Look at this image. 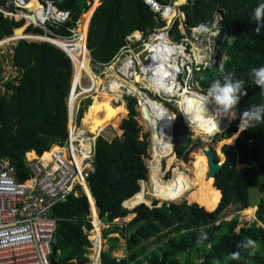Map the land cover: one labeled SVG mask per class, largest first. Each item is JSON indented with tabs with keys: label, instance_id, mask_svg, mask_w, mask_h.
Returning a JSON list of instances; mask_svg holds the SVG:
<instances>
[{
	"label": "trees",
	"instance_id": "obj_1",
	"mask_svg": "<svg viewBox=\"0 0 264 264\" xmlns=\"http://www.w3.org/2000/svg\"><path fill=\"white\" fill-rule=\"evenodd\" d=\"M54 1L59 8L71 12L73 21L68 26H73L93 0ZM158 1L165 4L169 0ZM260 2L187 0L179 6L188 32L191 27L212 29L215 13L221 14L218 29L222 40L215 51L216 61L210 66L194 68L193 75L204 91L227 73H231L234 80L243 81L242 91L246 94L240 98L237 118L226 128L225 137L238 131L239 112L252 105H264V91L254 83L252 73L254 68L264 67V25L257 31L258 25L252 15ZM28 7H33L32 1ZM21 24L22 21H14L0 13V39L11 36L13 29ZM164 26L165 21L156 17L142 0H99L90 18L86 44L95 61L109 63L131 32L135 31L136 37V31L140 32L146 40ZM59 31L69 34L64 27ZM42 32L32 26L27 30L33 34ZM204 34L202 30L198 31L199 37ZM171 36L177 41L183 37L177 20ZM8 58L16 75L5 79L0 62V87L3 88L0 91V158L7 157L15 166L18 178L23 180L28 176L25 154L28 159H36L37 154L41 155L52 144L61 143L67 135L66 97L71 90L73 63L58 46L26 39H20L12 46ZM125 101L128 115L120 123L122 135L109 140L107 135L100 133L105 138H96L93 171L87 178L98 217L110 225L102 234L109 247L101 251L100 264H264V201L255 212L263 226L253 221L237 229L238 214L229 220L219 219L231 204H239L238 210L247 206V189L255 184L257 177L255 171L250 173V168L245 166L249 164V154L264 172V120L241 130L234 145L222 146L225 160L212 186L216 192L215 201L214 191L203 196L207 167L201 149L194 148L190 152L189 165L181 161L186 160L192 141L191 132L179 116L172 128L171 142L179 160L173 163L171 182L181 177L194 181L199 195L190 202H195L193 204L164 202L150 208L147 205L151 201L145 197L129 203L142 190L139 181L147 179L144 159L148 155L149 133L140 135L136 99L128 96ZM84 110V107L80 109L79 122ZM55 149H58L57 145L41 157L50 155ZM236 163L244 166L238 167ZM261 190L264 191V185ZM167 201L175 200L172 197ZM204 208L214 210L205 216ZM130 212L135 216L128 224L140 219L146 221L127 237V225L120 228L114 220ZM51 216L56 219V229L49 264L89 262L91 245L87 236L92 226L86 195H68L52 207ZM112 233L118 235L109 236ZM120 237L125 239L126 253L115 257L112 251ZM249 240L252 241L250 245ZM151 245L154 247L149 249ZM233 253L238 254L236 258Z\"/></svg>",
	"mask_w": 264,
	"mask_h": 264
},
{
	"label": "built area",
	"instance_id": "obj_2",
	"mask_svg": "<svg viewBox=\"0 0 264 264\" xmlns=\"http://www.w3.org/2000/svg\"><path fill=\"white\" fill-rule=\"evenodd\" d=\"M30 1L0 0V13L4 17L13 19L14 21L25 22L29 27L32 26L41 29L43 31L42 34H38V38H34V41L51 42L44 39L42 35H48L67 42H74L78 39L82 40V35L79 30L81 24H79L80 19L75 22V25L68 26V23L73 21L72 14L69 10L59 8L54 0H35L36 5L34 7H28ZM142 1L156 17H160V19L165 21L163 28L152 32L146 40L143 39L140 32L136 31L138 37L134 36L135 31L131 32L126 36L125 44L109 63L95 61L91 53H89V66L90 70L94 73V77L97 78V72L101 70H105L106 75L111 76L108 79L116 74L119 83L118 89L122 92V96L124 99L128 96L134 97L137 106L141 102H145V98L148 96L155 100L164 98L159 93V90L149 88L145 84L147 67H154L159 64V61H152L153 55L159 52V48L152 49L150 41L153 40L158 43V36L164 35L168 39V44H166L167 48H180L184 51V54L192 57L191 59L179 53L176 55L164 53L167 56V61L162 65V70L167 72L168 76L174 71L173 79L176 80V86H186L193 89L191 88L192 81L190 74H193L194 68L198 69L199 66L206 64L205 60L207 59V55L205 54V49H203L205 54L204 64H201L202 62L199 63L194 57L193 49H191V46L195 42H190L187 35L189 33L191 35L194 32L201 41L205 36L208 37L207 33L210 31L209 27L199 29L198 31L202 30L205 33L203 37H199L198 31L196 30L198 28L191 27L188 32L184 22V13L179 7L181 4L177 5L174 0H169L165 4L158 0ZM176 20L178 21V29L183 34V37L179 41L171 36V29ZM220 20L221 14L219 12L215 13L212 27L218 30V33V23ZM62 27L69 34L60 32L59 29ZM83 40L84 47L86 48L87 33ZM52 44L56 45L55 43ZM167 48H165L166 52L169 50ZM62 50L66 53L64 49ZM68 57L70 58L69 55ZM174 62L179 64V67H176V71L174 67L167 66ZM148 74L153 78L154 73L151 70L148 71ZM136 76L145 80L138 81L136 80ZM157 83L163 86L164 80L162 79V81ZM131 85H134L135 89L131 88ZM102 86L104 84L99 85V87ZM86 96L90 95L83 94L78 97L73 109L71 123L70 125L67 124V135L61 143H55L50 146L49 151L54 145L58 146V150L51 152L49 160L40 159L42 154L48 150L44 151L41 155L36 153L38 156L36 159H28L25 154L24 165L28 170V176L26 178L23 180L19 179L18 172L9 159L7 157L0 158V264L50 263L51 245L56 229V219L51 216L52 207L57 202L65 200L70 194L74 196L85 194L84 188L85 186L88 187L87 178L93 171L96 138L102 136H94L89 132L87 127L80 125V109L82 107L85 110L87 109L86 104L82 106L81 102ZM115 101L117 100H113L112 103ZM178 115L186 122L180 111ZM171 138L170 135V141ZM87 143L88 145L86 146ZM156 147L159 149L158 144ZM148 151L150 155L155 151L152 132L150 133ZM146 184L147 179L139 181L140 189L144 185V194L150 197L151 203L147 206L152 208L156 206L154 205V200L158 198L151 195L149 192L150 189L147 190L146 188ZM89 222L93 227L91 214ZM87 238L89 239L90 237L87 236ZM89 241L91 245L89 251H93V248L97 246L99 240L90 238ZM101 245L98 252V264H100Z\"/></svg>",
	"mask_w": 264,
	"mask_h": 264
},
{
	"label": "bare ground",
	"instance_id": "obj_3",
	"mask_svg": "<svg viewBox=\"0 0 264 264\" xmlns=\"http://www.w3.org/2000/svg\"><path fill=\"white\" fill-rule=\"evenodd\" d=\"M31 1L33 2V7H34L36 5V2L35 0H31ZM30 2L28 6L30 5ZM97 2L98 0H94V2L90 3V8L84 14L83 20L79 26V30L82 35V38H81L82 40L78 39L77 41H74L73 46L67 45L68 42L65 40L42 36L44 39L51 41L52 43H55L57 46L64 49L66 53L70 56L72 63H73V69H74L73 73L75 72V76L74 74L72 75L73 77V80H71L72 86H71V90L67 98V111H68L67 116L69 117L68 118L69 125L71 123L73 109H74V106H75V103L78 97L81 94L86 93L90 95L89 97H91L92 103H90L89 108L87 109L85 113L84 122L89 124L88 130L94 136L100 135V133H106L107 131L108 133L111 134L112 131L118 127L119 121H121L127 114V109L124 107L123 104H118L115 106L112 105L113 100H119L120 97L122 96V92L118 89L119 83L117 81V75L114 74V76L110 79H108V77H111V76L106 75L104 79L97 80L94 78V75L91 72L90 68L87 67L88 62H89L87 61V58L88 57L90 58V55H89L88 48L84 47L85 44H84L83 39H84L85 34L87 33V25H88L90 15ZM183 2H184L183 0H178V1L175 0L176 4H181ZM214 33L210 37H213ZM30 36L31 35L23 34V35L16 36V37H9V38L5 37L3 39H0V48L4 47V45L8 41H11L17 37L20 39L21 38L29 39L28 37ZM158 37H159L158 43H156L153 40L150 41V46L152 49H155L156 47H158L159 52L161 53H168V54L171 53L172 55H176L177 53L182 52V55H186L184 54V51H182L180 48H174V47H169V46H168L169 48H167L166 44H168V39L164 37V35H159ZM210 44H211V41L209 42V45ZM165 48L169 50L166 52ZM203 49H206V48H198V47L194 48V57L197 59V61H199V63L202 62L201 64H204V59H205L204 51L202 52ZM186 56L192 59L191 56H188V55ZM178 63H179V60H178ZM167 66L174 67L176 71L177 70L176 67H179V64H176L174 62V63H170ZM149 68L150 66L147 67V69ZM148 71L149 70H146L145 72L146 73L145 84L149 88L159 90V93L161 95L168 98L166 100L167 102L169 100H174L175 103H173V106L177 109L178 112L180 111L183 114V117L185 121L189 124V126L201 135V141H202L201 152L205 158V163H206V157L203 153L204 149H207L208 147H212L215 151L218 152V149L220 145L223 143V141L227 143V142H231L234 139V136L233 137L231 136V138L229 139L217 140L215 142L212 141L213 131H215L216 129H219L222 123L221 122L222 118H219V119H215V118L209 119L208 118V115L215 114V111L218 107L215 104H212V101L208 102L210 107L208 110V114L207 112L204 114V121L199 122V123H193L189 119V116L191 115V113L186 114V111H185L189 106V102L190 101L193 102V107H195V105L198 103H202L203 96L199 90L190 89L189 87H186V86H181V87L179 85L176 86V84L174 83V81L176 80L173 79L174 71L171 73V75L169 74L170 76H168L167 72L163 71L164 76L162 79L164 80V83L162 86L161 84L157 83L151 76H149ZM81 73H85L87 75V77L89 78V84L87 88L85 89L82 88L84 86L83 85L82 87H80L79 91H76V85H78V81L81 76ZM145 79L143 78L140 79L139 76H136V80L138 81L145 80ZM100 83L104 84V86H102L101 88L99 87ZM99 88L101 89V94L95 95L94 92H97ZM131 88L135 89L134 85H131ZM176 100L178 101L177 102L178 105L176 104ZM138 111H139V115L141 119L144 120L147 123V125L151 128L153 143L155 144V151L153 152L149 160V177H150L149 178L150 179V191L149 192L151 193L152 196H155L159 200H162V201L170 197H173L174 200L185 199L190 204V202L194 200L196 197H198L199 195L196 191L193 181H189L185 177H181L176 180L174 187L171 188V192H169V190L166 188L165 183L159 184L158 187H155L153 185L155 181V177H156V172L160 167L161 158L166 159V163L167 165L168 164L170 165V168H172L173 166V162H171L172 161V145L170 141V132H171V126L175 119V113L169 110L168 108H166V106H164L160 100H155L149 96L145 98V102H141V104H139ZM157 144L159 145V149H157L156 147ZM87 145L88 143L86 144V146ZM47 156H50V155H47ZM47 156H43L40 159L45 160ZM206 167H207V163H206ZM178 169L182 170L180 167H178ZM184 172L187 173L186 171ZM187 174L189 176H192L189 173ZM204 180H205V184L203 188V196H207L214 190L212 187V180L208 177ZM144 190H145V186L143 185L141 192L135 195L132 198V201H130L129 203H133V201L139 197H144L145 195ZM84 191L88 199V203L90 206V211H91L92 219H93V227H92V233H91L92 236L90 238L91 239L96 238L99 240V242H97L99 245L97 244V246L93 248V253L91 254L92 264H98V252L100 249V245L102 243V240L100 237V233H101L100 229L102 226V222L98 219L97 209L94 204V199L91 196V193L89 191V188L85 186ZM214 193H215V201H216V192L214 191ZM199 203H202V202H199ZM243 211L245 215L247 216V218L252 217L253 209L252 210L244 209Z\"/></svg>",
	"mask_w": 264,
	"mask_h": 264
},
{
	"label": "rangeland",
	"instance_id": "obj_4",
	"mask_svg": "<svg viewBox=\"0 0 264 264\" xmlns=\"http://www.w3.org/2000/svg\"><path fill=\"white\" fill-rule=\"evenodd\" d=\"M175 1V0H174ZM178 1V0H177ZM184 2H185V0H183ZM94 2V1H93ZM183 2V3H184ZM178 3V2H177ZM178 5V4H177ZM89 8H90V4H89ZM88 8V9H89ZM86 13V12H85ZM85 13H83L82 15H81V17H80V20H79V24L82 22V20H83V17H84V14ZM87 27H88V25H87ZM197 31L199 30V29H196ZM195 30V31H196ZM201 31V30H200ZM191 32V31H190ZM218 33V30H215V28H213L212 27V29H210V31H209V33H207L208 34V37L207 36H205L204 37V39H202L201 41L198 39V36H197V34L196 33H192L191 35H190V33L187 35L188 36V38H189V40H190V42H192V43H194L195 42V44L193 45V46H191V49H193V51H194V48L195 47H198V48H206L205 49V54L207 55V59L205 60V62H206V66H210V65H212L215 61H216V54H215V51H216V49L217 48H219V46H220V42H221V40H222V36L220 35V33H218L217 35H216V38L215 39H212L213 37H210L213 33ZM27 35H31L30 37H28L29 39H26V40H30V41H32V40H34V38H36L37 36H39L38 34H33V33H27ZM36 36V37H35ZM42 36H46V37H50V36H48V35H42ZM38 38V37H37ZM18 39H20V38H15V39H13V40H11V41H8L5 45H4V47H2V48H0V62H2V64H3V67H4V77H5V79L6 78H8V77H13V76H15L16 75V70H15V68L14 67H12L11 65H10V62H9V58H8V53H10V51H11V48H12V46L18 41ZM210 41H213V44H211V45H209V42ZM50 43H52V42H50ZM67 45H72L73 46V42H68L67 43ZM211 46V47H210ZM202 52H203V50H202ZM179 54H182V52H180ZM194 54V53H193ZM89 56V55H88ZM87 56V57H88ZM85 58V57H84ZM89 57L87 58V61H89ZM220 60H222V59H220ZM203 66V65H202ZM87 67H89L90 68V66H89V62H88V66ZM92 70H94V69H92ZM92 72V71H91ZM93 73V72H92ZM98 74L96 75L97 76V78H95V79H97V80H102V79H104L105 78V76H106V71L105 70H101V71H98L97 72ZM74 74V76H75V72L73 73ZM175 74V73H174ZM174 74H173V77H174ZM93 75H94V73H93ZM108 75V74H107ZM191 75V81H192V85H191V88H193V89H197V90H199L200 92H201V94H202V96L203 97H205L206 95H207V91H204V90H202L200 87H199V85H198V83L197 82H195L194 81V75L193 74H190ZM87 77V75L85 74V73H81V76H80V78H79V81H78V85H76V91H79L80 90V87H82L83 85V87L82 88H87V86H88V84H89V78L87 77V78H85V77ZM83 77V78H82ZM75 78V77H74ZM81 78H82V80H81ZM72 80H73V77H72ZM73 82V81H72ZM81 82V83H80ZM174 83L176 84V81H174ZM101 84H103V83H100V85ZM72 86V85H71ZM101 88V87H100ZM98 89L97 90V92H95V95H98V94H101V89ZM2 87H0V91H2ZM83 89V90H84ZM205 93H206V95H205ZM83 94H86V93H83ZM83 94H81L80 96H82ZM86 95H88V94H86ZM79 96V97H80ZM123 98V99H122ZM159 100L162 102V104L164 105V106H166V108H168L169 110H171V111H173L174 113H175V119H174V122L173 123H175L176 121H177V119L179 118V115H178V113H177V110H176V108L173 106V103H175L174 102V100H170V101H166L167 99L164 97V98H159ZM99 101V100H98ZM173 102V103H172ZM178 101L176 100V104L178 105V103H177ZM90 103H92V99H91V97H89V96H86V97H84V99H83V101L81 102V105L82 106H84L85 104H86V108L88 109L89 108V105H90ZM118 104H123L124 105V107L127 109V106H126V101H125V99H124V97L122 96V97H120V99L119 100H117V101H115L114 103H112V105L113 106H115V105H118ZM212 104H214V102H212ZM87 105H88V107H87ZM209 107H210V105L209 104H207V109L209 110ZM87 109L85 110V111H83V115H82V119H81V121H80V125L81 126H85V127H87L88 128V125L89 124H87V123H85L84 122V119H85V113H86V111H87ZM128 110V109H127ZM135 110H136V119H137V121H138V124L140 125V127H141V130H140V135L141 134H143V133H145V132H147V133H149V139H150V133H151V129H150V127L147 125V123L144 121V120H142L141 119V117H140V115H139V111H138V106H137V104L135 105ZM68 112V111H67ZM207 114H208V111H207ZM128 115V113L126 114V116ZM125 116V117H126ZM124 117V118H125ZM69 118V117H68ZM236 118H237V116H236ZM235 118V119H236ZM225 119V120H224ZM227 118H222V123H221V127L219 128V129H216L215 131H213V135H212V141L213 142H215V141H217V140H225V139H229V138H231V136L233 137L234 136V139L231 141V142H224L223 141V143L220 145V147H219V149H218V152L216 151V153L219 155L217 158L220 160H223L224 158H223V153H222V146L223 145H234V143H235V140H236V136H237V133H238V131L240 130V128H238V131L237 132H235L233 135H231L230 137H225V130H226V128L228 127V125L233 121V120H235V119H230V118H228L227 120H226ZM224 121V122H223ZM227 121V122H226ZM240 122V121H239ZM120 123H121V121H119V124H118V127L115 129V130H113L112 131V133L110 134V133H108V131L106 132V133H102L103 135H107L108 136V138H109V140L110 139H112L113 137H115V136H121L122 134H121V129H120ZM186 123V125H187V127H188V130L191 132V135H190V137H191V141H192V143H191V145H190V151H189V153H188V155H187V158H186V160H181V161H183L185 164H187V165H189V162H190V152L194 149V148H199V149H201V147H202V141H201V135L199 134V133H197L195 130H193L190 126H189V124L187 123V122H185ZM67 124H69V119H68V123ZM238 126H239V124H238ZM108 129V128H107ZM120 131H119V130ZM218 130V131H217ZM118 132V133H117ZM212 132V131H211ZM204 133V132H203ZM58 149H55V151H57ZM199 153L201 154V152L199 151ZM202 155V154H201ZM151 156H152V154L150 155V152L148 151V155H147V157H145V159H144V161H145V164H146V167H147V170H148V173H147V184H146V188H147V190H149L150 189V177H149V160H150V158H151ZM203 156V155H202ZM50 159V156H47L46 158H45V160H49ZM161 159H162V161H161ZM160 159V161L162 162V167H161V162H160V167H159V169L157 170V172H156V177H155V181H154V183H153V185L155 186V187H158L159 186V184H162V183H165L166 184V188L169 190V192H171V188L172 187H174V185H175V181L174 182H171L172 180H173V170H172V168H170V165L168 164L167 165V163H166V159L165 158H161ZM175 160H179L177 157H176V155H175V153H174V151H172V161L171 162H173L174 163V161ZM236 165L238 166V167H241V166H244V164H238V163H236ZM162 176H163V178H162ZM194 182V181H193ZM143 188V187H142ZM177 196V195H176ZM144 197L146 198V199H150V197L148 196V195H144ZM169 199H172V197H170V198H168V199H166V200H164V201H162V200H158V199H156V200H154V202H156V206H161L164 202H166V203H181V202H186L187 204H189L185 199H180V200H175V201H167V200H169ZM193 203H195V202H193ZM193 203H190V204H193ZM89 208H90V206H89ZM239 209V204H231V205H229L222 213H221V215L219 216V219H224V220H229V219H231L235 214H238L239 216H238V219H239V224H238V226H237V229L240 227V226H242V225H245V224H250L251 222H253V221H257L256 223L259 225L260 224V222L256 219V217L254 216V215H252V217L251 218H247V216L245 215V213H244V209L243 210H238ZM91 212V211H90ZM135 216V213L134 212H130V213H128L125 217H123V218H117V219H115L114 220V223L116 224V225H118L120 228H123V227H125V225H127L129 222H130V220H132V218ZM244 216V217H243ZM91 217H92V214H91ZM99 219V218H98ZM92 226V225H91ZM110 225L109 224H106V223H104V222H102V226H101V233H100V237H101V240H102V246H101V251L102 250H106V249H108V247H109V243H108V241H107V239L106 238H103V236H102V234H103V232H104V230L105 229H107L108 227H109ZM91 233H92V229L88 232V237H91L92 235H91ZM116 235H118V234H116V233H112V234H110L109 236H116ZM90 239V238H89ZM152 247H154V245H151L150 247H149V249H151ZM93 253V251L92 250H90L89 251V254H88V257H89V262H87V264H91V262H92V258H91V254ZM125 253H126V250H125V239L124 238H119V242L117 243V245H116V247L114 248V250L112 251V255L113 256H115V257H122V256H124L125 255Z\"/></svg>",
	"mask_w": 264,
	"mask_h": 264
},
{
	"label": "clouds",
	"instance_id": "obj_5",
	"mask_svg": "<svg viewBox=\"0 0 264 264\" xmlns=\"http://www.w3.org/2000/svg\"><path fill=\"white\" fill-rule=\"evenodd\" d=\"M252 15L258 25L256 30L259 31V27L264 25V0H261L255 7ZM201 28L203 29V26ZM153 60L159 61V64L146 70H151L154 73L153 79L156 82H160L164 76L162 65L166 63L167 56L164 53L158 52L153 55ZM252 73L254 83L264 91V67L254 68ZM242 84L243 81L234 80L231 73L223 75L222 80L216 79L211 83L207 90V96L202 98V103H198L193 107V102H189V106L185 110L186 114L191 113L189 119L193 123L202 122L204 121V114L208 111L207 104L209 101H212L218 107L214 115H208L209 119H235L238 114L237 105L240 102V98L246 94L245 91H242ZM239 116V128L241 130L254 126L256 122L264 120V105H252L248 110L239 112ZM251 243L252 241L249 240L248 244L250 245ZM237 255V253L232 254L233 258H236Z\"/></svg>",
	"mask_w": 264,
	"mask_h": 264
},
{
	"label": "water",
	"instance_id": "obj_6",
	"mask_svg": "<svg viewBox=\"0 0 264 264\" xmlns=\"http://www.w3.org/2000/svg\"><path fill=\"white\" fill-rule=\"evenodd\" d=\"M186 1L187 0H185L184 3H186ZM181 4H183V3H181ZM89 22H90V20H89ZM28 27L29 26L25 22H22V24L20 26L15 27L13 29L12 35L8 36V38L9 37L20 36V35H23V34L27 33ZM88 27H89V24H88ZM87 33H88V28H87ZM21 39H25V38H21ZM18 40H20V39H18ZM90 52L91 51L89 50V53ZM68 95H69V93H68ZM68 95L66 97V104H67ZM127 113H128V110H127ZM173 124L171 126V132H170L171 137H172ZM240 131H241V129L238 131L236 137H238ZM121 134H122V131H121ZM203 153H204V155L206 157V163H207V169H208L207 177L212 180V186H213V183L215 181L216 175L220 172V169H221L222 164H223V162L225 160V157L223 156V158H224L223 160H215V157H217L219 155L216 153V151L212 147H208L207 149H204ZM248 161H249V164H245V166H248L250 168V173L255 171L257 173V177H256V180H255V184L249 186L248 189H247V206L244 209H248V210H252L253 209V215L255 216V212L258 209L260 203L262 201H264V191L261 190V186L264 185V172L259 167L258 161H256V160L251 158V154H249V156H248ZM122 206H124L123 203H122ZM204 210H205V216H207L214 209L213 210H207L206 208H204ZM145 221H146V219H140L139 221H137L135 223L127 224V226H126V235H127V237H130L131 234L135 233L138 230V228L140 226H142V224ZM259 225L263 226L261 222H260Z\"/></svg>",
	"mask_w": 264,
	"mask_h": 264
},
{
	"label": "flooded vegetation",
	"instance_id": "obj_7",
	"mask_svg": "<svg viewBox=\"0 0 264 264\" xmlns=\"http://www.w3.org/2000/svg\"><path fill=\"white\" fill-rule=\"evenodd\" d=\"M216 35H217V33H214V35H213V39H215L216 38ZM211 44H213V41H211ZM210 44V45H211ZM201 63V62H200ZM224 155V154H223ZM218 157V156H217ZM217 157H215L216 159L215 160H219Z\"/></svg>",
	"mask_w": 264,
	"mask_h": 264
},
{
	"label": "crops",
	"instance_id": "obj_8",
	"mask_svg": "<svg viewBox=\"0 0 264 264\" xmlns=\"http://www.w3.org/2000/svg\"><path fill=\"white\" fill-rule=\"evenodd\" d=\"M93 1H94V0H93ZM93 1H92V2H93ZM92 2H91V3H92ZM98 4H99V0H98V2L96 3V5H98ZM96 5H95V7H96ZM95 7H94V9H95ZM94 9H93V11H94ZM93 11H92V13H93ZM92 13H91V15H92ZM91 15H90V17H91ZM89 20H90V18H89ZM88 24H89V21H88ZM87 28H88V27H87ZM134 34H135V33H134Z\"/></svg>",
	"mask_w": 264,
	"mask_h": 264
}]
</instances>
